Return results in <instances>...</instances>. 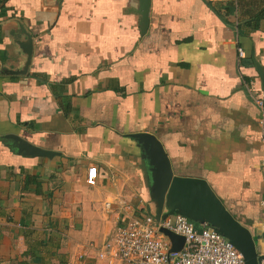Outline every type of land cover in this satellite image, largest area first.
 Wrapping results in <instances>:
<instances>
[{
  "label": "crops",
  "instance_id": "0c3cea01",
  "mask_svg": "<svg viewBox=\"0 0 264 264\" xmlns=\"http://www.w3.org/2000/svg\"><path fill=\"white\" fill-rule=\"evenodd\" d=\"M257 99L264 0H0V264H72L82 251L77 264H106L90 243L170 213L140 134L173 176L208 181L259 255Z\"/></svg>",
  "mask_w": 264,
  "mask_h": 264
},
{
  "label": "built area",
  "instance_id": "2783aa9c",
  "mask_svg": "<svg viewBox=\"0 0 264 264\" xmlns=\"http://www.w3.org/2000/svg\"><path fill=\"white\" fill-rule=\"evenodd\" d=\"M222 4L237 5L238 0H208ZM239 59L245 56L238 48ZM264 112V100L257 99ZM264 180V165L262 166ZM98 167L89 166L86 182L96 185ZM109 202L106 207L110 208ZM264 209V201H263ZM168 229L185 238L180 250H172V241L161 231ZM96 249V257L106 264H245L242 252L223 234L208 223H196L180 213L157 218L155 214L134 215L116 227L101 244L90 243ZM82 251L75 261L85 259ZM258 264H264V249L259 254ZM72 264H77L75 262Z\"/></svg>",
  "mask_w": 264,
  "mask_h": 264
},
{
  "label": "water",
  "instance_id": "95a60500",
  "mask_svg": "<svg viewBox=\"0 0 264 264\" xmlns=\"http://www.w3.org/2000/svg\"><path fill=\"white\" fill-rule=\"evenodd\" d=\"M137 136L152 143L153 154L160 165L155 176L159 179L161 193L164 194L169 188L171 211L167 214L180 213L196 223H208L242 252L245 264H258L260 256L252 232L227 209L208 181L200 178L173 176L169 159L155 136L150 134ZM21 144L26 145L31 153H40V150L30 147L26 142ZM156 216L159 218L161 215ZM161 231L172 241L173 251L183 247L185 238L182 235L165 228H161Z\"/></svg>",
  "mask_w": 264,
  "mask_h": 264
}]
</instances>
